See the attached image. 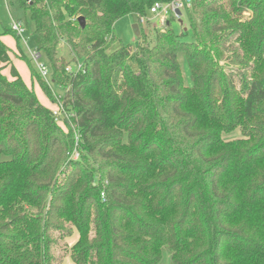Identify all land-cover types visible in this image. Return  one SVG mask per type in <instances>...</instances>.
<instances>
[{
    "label": "trees",
    "instance_id": "1",
    "mask_svg": "<svg viewBox=\"0 0 264 264\" xmlns=\"http://www.w3.org/2000/svg\"><path fill=\"white\" fill-rule=\"evenodd\" d=\"M17 1L48 78L9 26L18 56L52 105L51 83L62 88L71 117L56 120L21 78L4 28L0 264H63L57 246L74 230L73 264L165 252L170 264H264V0H191L190 38L171 26L181 13L144 31L153 2L171 0ZM131 13L135 67L129 44L111 47Z\"/></svg>",
    "mask_w": 264,
    "mask_h": 264
},
{
    "label": "rangeland",
    "instance_id": "2",
    "mask_svg": "<svg viewBox=\"0 0 264 264\" xmlns=\"http://www.w3.org/2000/svg\"><path fill=\"white\" fill-rule=\"evenodd\" d=\"M26 14H24L23 10L20 9L18 5L17 0H0V33L3 32L4 28H6L7 32H3L1 34V40L2 42L7 46L8 48V54L10 56V62L16 67L18 70L21 78L30 86L33 88L37 98L39 101L49 108L53 107L51 102L47 99L45 94L42 92L40 87L36 82H32L31 77H30V72L28 65L26 61L18 56V53L15 48V37L13 34L7 29L10 25L11 18L13 19H20L25 28L26 31L24 33V38L25 40L27 39V43L24 44L22 43V47L25 51V53L30 56V52L35 48L32 42V23L29 21V18L25 17ZM181 23L177 21H173L171 23L172 28L179 32L181 29H187L189 32V35L187 38L191 37V31H190V21L189 17L187 15V12L185 9L181 10ZM137 17L135 14H127L119 19H117L113 25V34L115 36L114 42L112 44V48L118 46L120 43L127 45L129 44L132 49H131V58H130V64H132L133 67H135L134 63V52L136 49L137 41H136V34H135V29L133 25L136 23ZM142 26L144 28V31L146 33H149V35H152L151 30L154 27H161L162 24L159 22V19L157 16L148 14L147 18L143 19ZM58 56L64 57L66 60L70 59V51L69 48L66 44L61 43L58 46ZM41 60H44L42 57ZM71 67V66H69ZM8 67L4 68V72H8ZM183 71L186 74V68L183 63ZM187 79V78H186ZM52 89L57 92L61 93L62 88L57 86L55 83H51ZM240 135L239 129L234 130L232 133L225 134V138H230V137H236ZM75 231V230H74ZM69 238V237H68ZM74 237L70 238L69 242L72 243L74 241ZM67 248L65 247V244L62 240L59 241V244L57 246V254L59 257H62V254ZM158 264H170V259H169V254L167 252L164 253L163 258Z\"/></svg>",
    "mask_w": 264,
    "mask_h": 264
},
{
    "label": "built area",
    "instance_id": "3",
    "mask_svg": "<svg viewBox=\"0 0 264 264\" xmlns=\"http://www.w3.org/2000/svg\"><path fill=\"white\" fill-rule=\"evenodd\" d=\"M191 6V0H171L169 2H159V1H155L153 2V4L150 6L149 8V14L157 16L159 19V22L161 24H163L165 22V19L168 15L172 14L175 19H179L180 14H176V10L181 11L182 9L188 8ZM10 28L16 33V35H18L19 37H21V39L23 40V42L26 44V40L24 38V33L26 31V28L23 24V22L21 20L18 19H13L11 18L10 21ZM30 57L32 58V60L34 61L38 71L40 72V74L42 75L43 78L47 79L49 76V70L47 65L44 63L43 60H41L42 56L41 53L34 48L31 52H30ZM80 65H76V68H79ZM67 71H71V67H66ZM52 114L54 116V118L56 120H60V118L65 117L68 120H70L71 115L64 113V107H63V103L61 101V96L60 94L57 93L56 96V102L54 103V106L51 109ZM61 121V120H60ZM71 123L72 127H76V124L69 121ZM75 146L78 143L79 140V133L77 130H75ZM79 157V152L76 149V147H74V149L72 150V152L70 153V158L71 159H77Z\"/></svg>",
    "mask_w": 264,
    "mask_h": 264
},
{
    "label": "crops",
    "instance_id": "4",
    "mask_svg": "<svg viewBox=\"0 0 264 264\" xmlns=\"http://www.w3.org/2000/svg\"><path fill=\"white\" fill-rule=\"evenodd\" d=\"M136 17H137V16H136ZM19 20H20V19H19ZM136 23H137V21H136ZM26 43H27V39H26ZM72 237L75 238V239H74V242H75V241L77 240V238H78V234H77L76 231H74L73 234H72L69 238H66V239L62 240V241L64 242V244H65V247L67 248V249L64 251V253L62 254V256H63V264H73V263L71 262L70 258H69V249H70V247L74 244V242H73V243H70V242H69L70 238H72Z\"/></svg>",
    "mask_w": 264,
    "mask_h": 264
},
{
    "label": "water",
    "instance_id": "5",
    "mask_svg": "<svg viewBox=\"0 0 264 264\" xmlns=\"http://www.w3.org/2000/svg\"><path fill=\"white\" fill-rule=\"evenodd\" d=\"M175 12H176V14H180V13H181L179 10H176ZM77 20H78L79 25H80L81 27H83V26H84V23H85V21H84V17H83V16H79V17L77 18ZM133 27H134V29H135V34L138 35V34H139V27H138V24L135 23V24L133 25Z\"/></svg>",
    "mask_w": 264,
    "mask_h": 264
}]
</instances>
